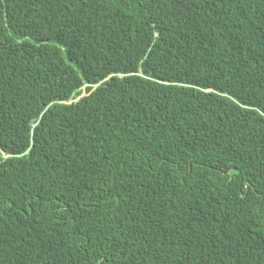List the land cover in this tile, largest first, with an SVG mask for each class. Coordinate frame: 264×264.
Instances as JSON below:
<instances>
[{
	"label": "trees",
	"instance_id": "16d2710c",
	"mask_svg": "<svg viewBox=\"0 0 264 264\" xmlns=\"http://www.w3.org/2000/svg\"><path fill=\"white\" fill-rule=\"evenodd\" d=\"M0 264H264V0H0Z\"/></svg>",
	"mask_w": 264,
	"mask_h": 264
},
{
	"label": "rangeland",
	"instance_id": "374dc122",
	"mask_svg": "<svg viewBox=\"0 0 264 264\" xmlns=\"http://www.w3.org/2000/svg\"><path fill=\"white\" fill-rule=\"evenodd\" d=\"M84 94V92H81V96Z\"/></svg>",
	"mask_w": 264,
	"mask_h": 264
}]
</instances>
